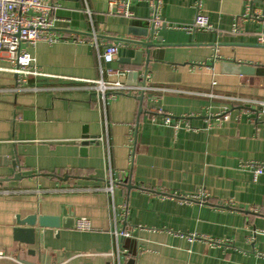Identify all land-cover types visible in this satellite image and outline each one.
Returning a JSON list of instances; mask_svg holds the SVG:
<instances>
[{
    "label": "crops",
    "instance_id": "0c3cea01",
    "mask_svg": "<svg viewBox=\"0 0 264 264\" xmlns=\"http://www.w3.org/2000/svg\"><path fill=\"white\" fill-rule=\"evenodd\" d=\"M111 1L51 0L59 40L22 47L41 75L0 71V264H264V170L255 180L244 168L264 165V115L243 102L264 100V3L161 0L155 32L149 0H114L112 12ZM121 3L131 17L116 14ZM199 14L210 30L172 29ZM153 30L157 48L135 44ZM95 39L100 52L118 46L115 62L99 59ZM226 61L256 73L225 74ZM98 80L160 90L104 105ZM33 213L76 225L16 241L17 218ZM117 232H129L121 254Z\"/></svg>",
    "mask_w": 264,
    "mask_h": 264
},
{
    "label": "built area",
    "instance_id": "2783aa9c",
    "mask_svg": "<svg viewBox=\"0 0 264 264\" xmlns=\"http://www.w3.org/2000/svg\"><path fill=\"white\" fill-rule=\"evenodd\" d=\"M116 2L112 0L109 4L111 12L114 9ZM149 6H151L154 30L156 32L165 27V23L160 15L161 12V0H149ZM54 5L51 4V0H0V63L2 61L10 64V68H2L0 71H7L17 78H20L23 82H26L28 77H37L41 75L37 63L25 51L23 45L35 47L37 42H47L53 44L59 40L58 35L55 33V19L53 17ZM116 14L125 15L131 17L128 6L124 3L118 5ZM246 17L260 18L253 14V10L250 8ZM194 26L191 28H179L174 27L172 29H181L187 32L193 31H208L211 29V23L209 20L202 16L197 15ZM258 38V44L264 45V35L261 34ZM98 51L100 48L99 43L95 39L93 41ZM119 48L117 45H105L102 52H98L99 59L106 64H111L117 60ZM102 68V67H101ZM102 73L115 78H123L126 76V70L103 68ZM147 79V76H146ZM94 85L92 89L98 94L99 97L106 105L107 100L115 97L116 95H128V94H141L150 93L152 91H158L147 87L145 84L140 87L132 88L120 81H104L98 80L92 82ZM242 85L254 86L252 80H244ZM165 90V89H161ZM247 105H255L260 108L258 115H264V100H245ZM157 115H165L164 110L158 108L156 110ZM224 120H228V116H223ZM171 123L170 116H165L164 124L169 125ZM250 167L253 169V176L257 180L260 175L263 174L264 165L247 163L244 168ZM115 182L110 181L109 187L104 188L105 192L113 193ZM77 229L82 231H89L91 224L86 219L78 220ZM129 232H117L116 233V245L118 248V254L120 252V238H127ZM121 254V252H120ZM4 254L0 252V258H3Z\"/></svg>",
    "mask_w": 264,
    "mask_h": 264
},
{
    "label": "water",
    "instance_id": "95a60500",
    "mask_svg": "<svg viewBox=\"0 0 264 264\" xmlns=\"http://www.w3.org/2000/svg\"><path fill=\"white\" fill-rule=\"evenodd\" d=\"M253 1H257V2H263L264 0H252ZM253 8V7H252ZM154 30L152 32V34L149 37V41L148 42H135V44H137L139 47H145L148 49L154 48L157 46L154 44ZM147 53H149L147 51ZM142 55H143V51L140 49L139 51L136 52L135 57L136 61L133 62V65H140L142 64L140 61L142 59ZM146 66H148V63L146 64ZM222 71L223 73L227 74H232V73H236L239 74L241 76L244 75H255V69L253 67H250L246 64L242 65L240 63H238L237 61H226L223 63L222 65ZM129 76H139L138 73L136 72H132L128 74ZM138 84V83H137ZM144 98V95L141 96V99ZM65 217H67V215L64 213ZM72 218V216H71ZM65 222V223H64ZM64 224H68L67 226L69 228H74L76 225V221L73 217V219H61V217L55 218V217H49V216H38L37 213H33L32 215H28L27 217L21 219L20 217L17 218V222H16V228L14 229V234H15V239L18 242L21 243H26L28 245H33L35 242V238H36V229H47V228H51V229H55V230H59L60 227Z\"/></svg>",
    "mask_w": 264,
    "mask_h": 264
}]
</instances>
